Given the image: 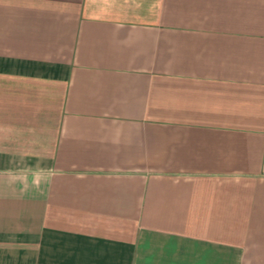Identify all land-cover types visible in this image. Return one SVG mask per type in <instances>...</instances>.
<instances>
[{
	"label": "crops",
	"instance_id": "0c3cea01",
	"mask_svg": "<svg viewBox=\"0 0 264 264\" xmlns=\"http://www.w3.org/2000/svg\"><path fill=\"white\" fill-rule=\"evenodd\" d=\"M0 264H264V0H0Z\"/></svg>",
	"mask_w": 264,
	"mask_h": 264
}]
</instances>
